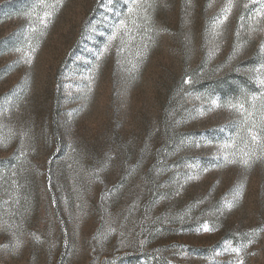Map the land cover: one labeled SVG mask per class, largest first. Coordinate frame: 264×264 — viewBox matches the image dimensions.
Instances as JSON below:
<instances>
[{
  "label": "rangeland",
  "instance_id": "rangeland-1",
  "mask_svg": "<svg viewBox=\"0 0 264 264\" xmlns=\"http://www.w3.org/2000/svg\"><path fill=\"white\" fill-rule=\"evenodd\" d=\"M0 264H264V0H0Z\"/></svg>",
  "mask_w": 264,
  "mask_h": 264
},
{
  "label": "snow or ice",
  "instance_id": "snow-or-ice-1",
  "mask_svg": "<svg viewBox=\"0 0 264 264\" xmlns=\"http://www.w3.org/2000/svg\"><path fill=\"white\" fill-rule=\"evenodd\" d=\"M253 139H255V137H253ZM243 163H244L245 165H248V164H249V161H248V160H245Z\"/></svg>",
  "mask_w": 264,
  "mask_h": 264
}]
</instances>
